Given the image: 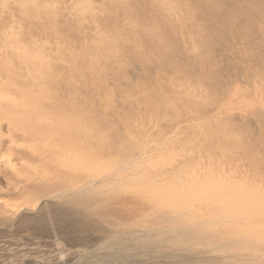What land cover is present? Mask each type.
<instances>
[{
    "label": "rangeland",
    "instance_id": "1",
    "mask_svg": "<svg viewBox=\"0 0 264 264\" xmlns=\"http://www.w3.org/2000/svg\"><path fill=\"white\" fill-rule=\"evenodd\" d=\"M2 1L0 261L264 264V0Z\"/></svg>",
    "mask_w": 264,
    "mask_h": 264
},
{
    "label": "bare ground",
    "instance_id": "2",
    "mask_svg": "<svg viewBox=\"0 0 264 264\" xmlns=\"http://www.w3.org/2000/svg\"><path fill=\"white\" fill-rule=\"evenodd\" d=\"M12 1V0H11ZM20 1V0H19ZM27 0H24V1H22L23 3H20V4H24V3H27L26 5H29V2L30 1H27ZM34 1V0H33ZM32 1V2H33ZM55 1V0H54ZM69 1V0H68ZM75 1V0H74ZM84 1V0H83ZM6 2H9V1H7V0H3L1 3L2 4H5ZM13 2V1H12ZM62 2V1H61ZM70 2V1H69ZM76 2V1H75ZM86 2V1H85ZM17 3H19V2H16V4ZM45 3H46V1L44 0V2L42 3L41 2V4H38L37 6H35L34 8L35 9H40L42 6H44L45 5ZM34 4H36V3H34ZM73 4V3H72ZM76 4V3H75ZM82 4V3H81ZM107 4V3H106ZM109 4V3H108ZM21 5V6H22ZM31 5V4H30ZM30 5H29V9H31L30 8ZM52 5H54V4H52ZM83 5H84V7H85V5H87L86 3L84 4L83 3ZM3 6V5H2ZM5 6V5H4ZM12 8H13V4L12 5H10ZM9 6V7H10ZM14 6H15V4H14ZM16 6H19L20 7V5L19 4H17ZM32 6V5H31ZM46 6H47V4H46ZM49 6V5H48ZM59 6V5H58ZM80 6V5H79ZM61 7V6H60ZM83 7V6H82ZM8 8V7H7ZM18 7H16V8H14V9H16V12L18 13V9H17ZM33 8V9H34ZM45 8V7H44ZM54 8V7H53ZM89 7H87L86 6V9H88ZM21 9H23V8H21ZM27 9V8H26ZM25 9V10H26ZM83 9V8H82ZM81 9V10H82ZM201 9H202V7H201ZM25 10H22V11H24L25 12ZM80 10V11H81ZM83 10H85V9H83ZM82 10V11H83ZM20 11V10H19ZM27 11V10H26ZM31 11H33L32 9L30 10V12L29 11H27V12H29L28 14H32L31 13ZM26 12V13H27ZM40 12V11H39ZM165 12V11H164ZM23 13V12H22ZM67 13V12H66ZM33 14H35V13H33ZM45 14V13H44ZM63 14V13H62ZM75 14V13H74ZM82 14L84 15V13L82 12ZM169 15V14H168ZM20 16V15H19ZM23 16H24V14H23ZM29 16V15H28ZM43 16V15H42ZM45 16V15H44ZM30 17V16H29ZM72 17V16H71ZM74 17V16H73ZM26 18V17H25ZM32 18H34L33 16H32ZM37 18V17H36ZM27 19V18H26ZM35 19V18H34ZM82 19V18H81ZM80 19V20H81ZM79 20V19H78ZM77 22V21H76ZM122 22V21H121ZM85 23H83V25H84ZM27 25V24H26ZM85 27H86V25H85ZM84 27V28H85ZM90 27V26H89ZM118 27V26H117ZM28 28V27H27ZM41 31V30H40ZM54 31V30H53ZM19 33V32H18ZM54 33V32H53ZM15 34H17V33H15ZM27 35V34H26ZM50 37V36H49ZM7 38V37H6ZM55 38V37H54ZM92 38V37H91ZM31 40H32V38H31ZM56 40H58V39H56ZM59 41V40H58ZM35 42V41H34ZM115 42V41H114ZM3 43H4V41H3ZM58 43V42H57ZM56 43V44H57ZM60 43V42H59ZM96 43V42H95ZM41 44H42V42H41ZM19 47H20V45H19ZM24 47H25V45H24ZM33 47H35L36 48V46H33ZM53 47V46H52ZM21 48V47H20ZM32 48V47H31ZM38 48H39V46H38ZM62 49V48H61ZM72 49V48H71ZM33 50H34V48H33ZM37 50V49H36ZM3 51V50H2ZM32 51V50H31ZM43 51V50H42ZM18 52H19V50H18ZM33 52V51H32ZM44 52V51H43ZM30 53V52H29ZM29 53H27V55L29 54ZM93 53V52H92ZM32 54V53H31ZM26 55V56H27ZM33 55V58H32V56L31 55H28V56H30L32 59H33V62H34V64H35V70H38V68H41V67H43V66H45V64L47 63V54H46V56L45 55H43L42 53H40V52H34V54H32ZM81 55V54H80ZM91 55V54H90ZM92 55H94V54H92ZM27 56V57H28ZM49 56H51V54L49 55ZM13 57H15V56H13ZM26 57V58H27ZM54 57V56H53ZM68 57V56H67ZM84 57H86V56H84ZM92 57V56H91ZM95 57V56H94ZM25 58V59H26ZM52 58V57H51ZM24 59V60H25ZM88 59V58H87ZM27 60V59H26ZM106 60V59H105ZM84 61V60H83ZM26 62V61H25ZM28 62V61H27ZM34 64H30L29 66H31V65H34ZM27 67V66H26ZM29 68V67H28ZM31 68V67H30ZM49 68V67H48ZM27 69V68H26ZM178 70H179V68H177ZM31 71H32V69H31ZM28 72H29V70H28ZM34 72V71H33ZM178 72V71H177ZM41 73V74H40ZM39 74V78L40 79H43V76H44V74L42 73V72H39L38 73ZM22 75V74H21ZM28 76V75H27ZM160 76V75H159ZM78 78V77H77ZM160 78V77H159ZM93 79V78H92ZM66 80V79H65ZM87 82V81H86ZM140 83V82H139ZM158 83H159V79H158ZM173 83V82H172ZM159 85V84H158ZM75 90V89H74ZM70 93V92H69ZM71 94V93H70ZM141 94V93H140ZM136 95V94H135ZM135 95H133V96H135ZM190 95V94H189ZM18 97V96H17ZM94 97V96H93ZM195 97V96H194ZM19 98V97H18ZM129 98V97H128ZM135 98V97H134ZM101 103H102V101H101ZM146 103V102H145ZM21 105V104H20ZM31 105V104H30ZM192 110V109H191ZM183 115V114H182ZM157 116V115H156ZM179 116H181V115H179ZM129 119V118H128ZM142 120V119H141ZM127 122H128V120H127ZM123 123H125V122H123ZM142 123V122H141ZM124 127V126H123ZM47 131V130H46ZM147 134V133H146ZM231 136V135H230ZM148 137V136H147ZM239 139V138H238ZM153 146V145H152ZM148 148V147H147ZM234 148V147H233ZM13 166V165H12ZM207 176V175H206ZM227 175H225V173H216L215 172V174L213 175V177H212V179H210V182L209 183H207L208 185H210V186H208V185H206L205 183V185L206 186H208V187H204V189H207V188H209V190L211 191V192H213L214 193V195L215 196H221V197H224V198H233V197H238V198H240L239 200H240V203L242 204V206H241V208H243L246 212H252V207H249L248 208V206H250V204H251V201H253V200H256L257 198H259V195H257L258 194V192H259V190L257 191V190H255L254 188H255V186H249V185H246V184H243V183H241V182H237V181H234V180H226V179H228L227 177H226ZM204 178V177H203ZM206 178V177H205ZM203 180V179H202ZM208 181V180H207ZM112 189V188H111ZM33 190V188H32V186H29L28 188H27V192H31ZM236 208V207H235ZM235 210V209H234ZM243 210V212H245ZM233 217V216H232ZM221 222V221H220Z\"/></svg>",
    "mask_w": 264,
    "mask_h": 264
},
{
    "label": "snow or ice",
    "instance_id": "3",
    "mask_svg": "<svg viewBox=\"0 0 264 264\" xmlns=\"http://www.w3.org/2000/svg\"><path fill=\"white\" fill-rule=\"evenodd\" d=\"M75 207H77V208H85L87 210V214H88V217L90 219L98 216V213L95 211V209H92V208L88 207V205L85 204V203H82V202L81 203H77L75 205ZM53 222H55V217H53ZM96 222L97 223H108L109 221H107L105 219L103 221L97 220ZM57 246L61 247V248L63 247V245L61 243H59V242H57ZM0 264H8V261L7 260L0 261ZM13 264H20V261H14ZM45 264H46V262H45ZM53 264H66V262H64L63 257H60L58 260L53 261Z\"/></svg>",
    "mask_w": 264,
    "mask_h": 264
},
{
    "label": "clouds",
    "instance_id": "4",
    "mask_svg": "<svg viewBox=\"0 0 264 264\" xmlns=\"http://www.w3.org/2000/svg\"><path fill=\"white\" fill-rule=\"evenodd\" d=\"M256 207L264 212V189H262L261 196L259 200L256 202Z\"/></svg>",
    "mask_w": 264,
    "mask_h": 264
}]
</instances>
